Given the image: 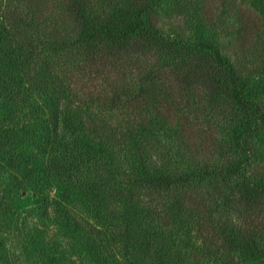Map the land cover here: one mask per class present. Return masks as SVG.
Here are the masks:
<instances>
[{
	"label": "trees",
	"instance_id": "obj_1",
	"mask_svg": "<svg viewBox=\"0 0 264 264\" xmlns=\"http://www.w3.org/2000/svg\"><path fill=\"white\" fill-rule=\"evenodd\" d=\"M244 1L217 0L214 17L210 0L206 6L205 0L193 1L197 26L213 31L225 17L236 21L238 47L231 48L230 59L216 43L190 44L179 33H164L157 16L160 0H13V8L4 9L2 24L18 30V46H26L32 59H46L42 71L56 94L43 129L51 151L61 157L89 154L94 160L102 154L109 159L113 175L91 180L86 187L93 194L94 184L107 186L111 177L147 197L140 208L123 211L119 218L128 243H139L145 235L141 217L147 211L156 225L169 229L178 221L181 229L191 224L195 237L210 240L206 223L223 203L237 212L246 233L235 229L221 250L263 254L246 234L264 236V108L258 103L264 66L254 75L242 61H247L251 34L260 45L255 52L264 47V23L261 27L249 19L240 9ZM253 7L261 14L264 0H254ZM68 97L83 107V118L66 108ZM90 128L98 131L99 140L95 133L88 135ZM64 131L75 136L71 148ZM160 132L179 153L161 145L155 137ZM118 155L129 159V170L119 165ZM185 162V171H178ZM38 173L28 172L35 186ZM203 182L212 189L207 195L198 190ZM65 193L72 195L69 188ZM167 197L184 220L174 216ZM94 199L101 206L99 195Z\"/></svg>",
	"mask_w": 264,
	"mask_h": 264
},
{
	"label": "rangeland",
	"instance_id": "obj_2",
	"mask_svg": "<svg viewBox=\"0 0 264 264\" xmlns=\"http://www.w3.org/2000/svg\"><path fill=\"white\" fill-rule=\"evenodd\" d=\"M186 1L160 0L157 16L164 33H179L180 38L190 44L202 39L216 43L219 51L229 58L231 48L235 51L233 48L238 47L236 21L225 17L215 24L213 31L212 27L197 26L194 0H189L191 6ZM205 1L206 6L209 0ZM210 1L209 12L214 17L219 4L217 0ZM244 3H239L240 9L262 27L264 10L260 14L253 7L254 0ZM12 4L13 0H0V264H264V236L261 234L246 235L248 239L255 238L263 254L232 247L228 252L221 250L222 247L227 249L229 235L235 229L246 233L237 212L223 203L214 208L206 223L210 240L195 237L191 224L181 229L178 221L169 229L156 225L155 221L151 222V212L147 211L141 217L145 235L139 243H128L126 226L119 218L123 211L140 208L147 197L141 190L114 183L111 177L107 186L94 184L96 192L93 194L86 187L91 180L103 174L113 175L107 167L109 159L102 154L94 160L88 158L89 154L61 157L51 151L43 129L55 105L56 94L42 71L46 65L44 56L32 59L26 46L23 49L18 46V30L12 31V27L2 24L4 9L13 8ZM254 12L259 13V17ZM252 37L253 34L249 36L252 44L248 47L247 61L242 62L255 75L264 66V47L261 46L259 54L255 52L260 45L257 46ZM69 72L74 74L73 70ZM261 83L264 87V80ZM71 100L68 97L66 108L76 113L77 118H83L85 114L80 113L83 107L77 108ZM258 103L264 108L262 92ZM87 133L89 136L95 133V140H99L100 134L94 128ZM63 135L71 148L75 136L69 131H64ZM155 137L163 147L167 145V150L177 152L168 135L160 132ZM74 150L80 152V149ZM169 154L173 161V154ZM120 157H116L119 165L122 162L127 169L131 162ZM186 163L181 164L178 171H185ZM29 171H39L38 186L30 179ZM261 184H264V175ZM67 188L72 194L70 197L64 194ZM198 190L203 195L212 192L204 182L198 185ZM94 195H99L103 201L101 206L94 203ZM167 200L171 206L172 199L167 197ZM171 208L175 217L184 220L183 214ZM63 209L69 220L64 217ZM215 239L219 241L217 244L212 242Z\"/></svg>",
	"mask_w": 264,
	"mask_h": 264
}]
</instances>
